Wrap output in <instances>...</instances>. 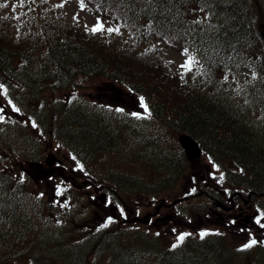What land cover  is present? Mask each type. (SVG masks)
<instances>
[{
  "label": "trees",
  "instance_id": "obj_1",
  "mask_svg": "<svg viewBox=\"0 0 264 264\" xmlns=\"http://www.w3.org/2000/svg\"><path fill=\"white\" fill-rule=\"evenodd\" d=\"M76 2L94 20L112 25L119 33L138 31L136 45L153 36L165 43L171 38L177 40L178 48L194 55L205 70L215 69L212 63L220 64V54L226 59L238 55L250 60L258 56L264 80V48L257 45L250 17L264 23V0ZM208 11L217 18L210 19ZM216 19L222 22L212 23L214 28L210 30L203 27ZM52 21L55 20L39 21L42 27L37 32L38 41L12 37L0 21V79L21 89L19 100L25 103V113L33 117L39 129L51 125L56 139L87 160L98 151H115L110 161L115 163L123 158L140 167L141 177L126 174L118 167L105 169L107 162L101 161L100 168L92 169L124 193L158 194L172 186L188 166L176 143V137L185 133L214 162L238 164L243 170L240 184L264 195V135L258 136L235 110L223 107L214 95L203 97L184 81L164 73L160 65L144 55L146 51L134 52L130 48L128 52L115 41H107L108 37L100 41L93 31L86 33ZM33 45L41 47V56L32 54ZM99 76L124 85L143 99L151 115L145 120L152 123L142 124L146 126L144 131L132 134L135 145L129 142L124 146L119 124L109 131L102 118L88 108L42 97L45 91L63 92L76 78L83 82ZM17 135L19 130L14 126L0 130V142L14 139L15 148L18 145L26 149L22 140L15 139ZM139 138H144L142 144H138ZM94 164L88 165L92 168ZM8 168L9 164L0 169V264H223L228 259L216 249L218 243L206 239L182 240L165 249L158 238L148 233L119 229L115 233H87L81 237L75 231L70 234L72 224L44 227L36 210L37 217L33 218L26 207L29 200L24 197L19 175L14 177L6 172Z\"/></svg>",
  "mask_w": 264,
  "mask_h": 264
},
{
  "label": "rangeland",
  "instance_id": "obj_2",
  "mask_svg": "<svg viewBox=\"0 0 264 264\" xmlns=\"http://www.w3.org/2000/svg\"><path fill=\"white\" fill-rule=\"evenodd\" d=\"M20 2H25L26 7H21V9H12L13 7L17 6ZM2 11H0V16L7 14L9 17H1L3 18V21L6 22L7 27L11 31V33H19L21 31L26 32L29 29L30 25H33V20L31 19L32 14L34 13H40L43 11H46L47 14L54 15V13L59 14H65L69 21L79 23L81 26L87 27V28H93L95 26L94 21L90 20V16L86 14L84 11L80 10L77 5L71 0H0ZM15 12V15L13 16L9 12ZM18 12L20 13V17L18 19L15 18L17 16ZM42 16L46 17L43 13H41ZM37 18V17H36ZM47 18V17H46ZM260 21V20H258ZM136 34V32H134ZM120 38L121 42L126 41L127 39L122 38L121 36H118ZM119 42L118 45H122V43ZM154 48L151 50L152 53H159L161 55L162 48L164 46H160L159 43L152 44ZM165 48V47H164ZM165 67L169 71L178 72L181 74L188 82L191 81L196 86H202L208 85L209 88H213L215 90V94L220 97L222 96L223 99L230 102L233 106L237 108H241L244 110L247 115L248 119L252 124L256 126L257 129L264 130V113H261V111L258 109V100L260 99V90L257 86V81L251 75L248 71H246L244 68L239 66L238 64L231 68L230 70L226 72L216 73L211 75H207V77H201L194 68L193 64L186 63V61L183 59V56L178 54L177 52H174L172 50L165 48ZM158 54V55H159ZM222 59H224V56H221ZM230 58V57H229ZM228 58V60H229ZM233 61H241V58L232 57ZM195 70V71H194ZM104 79H95L91 80L89 82L85 83H78V86H81L80 92L82 94H85L89 96L90 102L94 103L96 102L94 98H112L114 101L119 103L122 100V96L119 93H115L110 85H108V82L103 81ZM202 82V83H200ZM108 83V84H106ZM75 88V87H74ZM116 88V87H115ZM118 90H121L117 88ZM122 91V90H121ZM123 92V91H122ZM63 97V96H62ZM64 99V98H62ZM117 105V104H113ZM118 121H121L119 117H117ZM115 119V118H114ZM37 142H39L38 139H36ZM46 149V150H45ZM45 151V157L43 160V164L40 166H35L32 169H29L30 172L35 169L43 176L42 184L38 185V188H34V185H30L28 182L21 183L25 190H27L29 193V196L31 199H35L38 196H42L45 193L48 195V198L46 200H40L37 199L40 202H47L49 204H54L55 199L50 195L51 184L54 183V181H57L59 184V187L61 184L66 183L69 186L72 184L73 186H80V194L79 196L83 195L82 190L87 189L88 186L86 183H83V181H73L69 182L66 180V173L67 171H64L62 169L61 164H59L57 161H63L64 164L67 166L68 162L65 159L64 153L60 152L57 153L56 150H51V144L46 143V147L44 148ZM102 156V155H101ZM100 156V157H101ZM28 160L31 162H38V154L35 152H32L28 157ZM193 162L185 175H183L175 185H172L171 187L167 189H163V193H148V194H142L143 197L140 198L135 203H129L127 205V212L129 215V218H133L138 215V218L140 220V224L142 225L143 222L146 221L145 216L147 214L155 215L158 214L155 219H150V224L145 225V227L151 231L156 232L159 235L160 241L164 248L168 246L170 243H174L179 240V237L181 235H192L197 234L200 235L201 233H208L214 229V231H226L229 232L228 229L225 227L227 226V222H224L222 218L218 220L217 217L215 219L217 228H211L213 220L211 218H207L208 215L206 213H209L211 210V205L209 204V200L207 197H204V199H194L195 197H188L189 202L188 203H181L183 201L184 196H188V194L197 189V193L200 191L209 190L213 193H215L220 199H222L224 202L228 201V195L231 193H234V189H231L230 185L223 184L219 179L220 171L216 168H214L212 165L209 166V163L206 159L201 160L199 163ZM27 167L29 165L25 164ZM29 168V167H28ZM40 170V171H38ZM49 179L51 181H49ZM93 182H96V180H92ZM41 183V182H40ZM97 187V186H96ZM47 190H44V189ZM223 192H220V191ZM70 192V190L68 191ZM93 193H90L92 195ZM99 196L89 200V204L92 205L93 203L96 204L94 201ZM246 196H243L245 198ZM152 198H155V201L152 200ZM251 199L246 204L242 206V209L248 210V213L250 215L251 212L249 211V208L255 207L256 203L260 202L261 199ZM87 199L89 197H82L81 201H84L87 203ZM163 200V201H161ZM161 201V202H160ZM106 203V202H105ZM171 203V204H170ZM222 203V202H220ZM88 204V203H87ZM189 204H191L189 206ZM195 204H199L194 206ZM202 206V207H201ZM204 206V207H203ZM200 207V208H197ZM80 209L85 208L84 204L82 203L79 206ZM155 208H157L159 211H157ZM214 213L218 212L221 216V212L218 210V207H215ZM79 209L78 207L74 208L73 215L75 216L78 214ZM104 212L106 215H109L110 217H115L116 214H112L111 208L104 207ZM118 214V212H117ZM257 215V214H256ZM164 216L165 221L158 222V218ZM97 217H101V209L97 208L93 210V214L91 215V218L87 219L83 223L85 225L92 222V220L97 219ZM107 218V217H106ZM155 221V223H153ZM254 221H262V218L260 216H257V218ZM100 223V222H98ZM97 223V224H98ZM82 224V223H81ZM211 226V227H210ZM115 227H118L117 225ZM233 228V227H232ZM234 232V231H233ZM227 234V233H226ZM233 234V233H232ZM228 238L231 242L232 236L227 234ZM235 239V238H234ZM240 241V240H239ZM235 243V242H234ZM233 243V248H235L238 245H235ZM244 243L241 244L242 245Z\"/></svg>",
  "mask_w": 264,
  "mask_h": 264
},
{
  "label": "flooded vegetation",
  "instance_id": "obj_3",
  "mask_svg": "<svg viewBox=\"0 0 264 264\" xmlns=\"http://www.w3.org/2000/svg\"><path fill=\"white\" fill-rule=\"evenodd\" d=\"M236 199V201H234ZM239 200H242V204L247 206V203L249 202V195L246 196V199L243 198V196L241 194H235L232 195L229 198V202H230V206L226 207L222 204L219 203L218 205V210L221 213H227L229 214L230 217H232L233 219H235V221L238 223L240 220H242L243 222H248L251 219V215L248 213V210H244L242 209L240 206H238V202ZM216 215L220 216V214H218V212H215ZM240 227L236 225V227L234 228L236 231H238Z\"/></svg>",
  "mask_w": 264,
  "mask_h": 264
},
{
  "label": "water",
  "instance_id": "obj_4",
  "mask_svg": "<svg viewBox=\"0 0 264 264\" xmlns=\"http://www.w3.org/2000/svg\"><path fill=\"white\" fill-rule=\"evenodd\" d=\"M262 38L264 39V28L262 31ZM180 143L184 150L186 151V154L188 157L191 158H198L200 156V151L197 145L188 137H183L180 139Z\"/></svg>",
  "mask_w": 264,
  "mask_h": 264
},
{
  "label": "snow or ice",
  "instance_id": "obj_5",
  "mask_svg": "<svg viewBox=\"0 0 264 264\" xmlns=\"http://www.w3.org/2000/svg\"><path fill=\"white\" fill-rule=\"evenodd\" d=\"M102 28H103V26H102L101 24L98 23L97 26H96L95 28L92 29V31H93V32L101 31ZM108 31H113V29H108ZM145 107H146V106H145ZM134 115H135V114H134ZM200 235H201V237H203L204 235H206V233H201ZM179 239L182 241V240L184 239V236L181 235V236L179 237ZM255 243H256V241L253 240V241H251V244L245 245V247H251V245H252V244H255Z\"/></svg>",
  "mask_w": 264,
  "mask_h": 264
}]
</instances>
